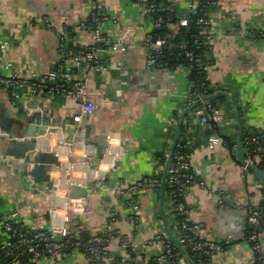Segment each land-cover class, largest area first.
<instances>
[{
	"label": "crops",
	"instance_id": "crops-1",
	"mask_svg": "<svg viewBox=\"0 0 264 264\" xmlns=\"http://www.w3.org/2000/svg\"><path fill=\"white\" fill-rule=\"evenodd\" d=\"M168 1L171 9L183 14L191 0ZM96 4L106 16L100 23L102 34L112 42L123 40L125 49L115 46L113 51H102L107 71L97 72L91 65L80 70L87 96L95 105L92 116L73 124L71 118L80 108L73 99L50 95L45 90L31 94L25 89L18 102L13 103L0 86V123L4 121L8 127L6 130L0 125V242L2 219L14 210L23 221L51 224L50 194L54 180L60 183L61 176L56 170L51 171L52 166L58 165L56 150L52 148L58 147L60 152L65 150L63 157L73 172L76 184L72 192L91 199L92 212L83 218L80 232L87 231L88 237L104 235L105 214L107 209H113L115 227L137 243L142 254L157 256L163 244L155 238L157 233L168 238L178 236L170 195L162 188L140 187L133 193L127 188L146 177L163 178L174 139L190 118L191 129L185 134L189 159L204 185H190L185 203L199 226L201 238L227 242L208 264H251L254 252L246 238L250 230L247 214L258 196L264 199V194L254 184L255 177H249L247 188L237 148L233 155L225 145L208 148L210 131L184 105L189 85L186 68L146 65L152 22L135 0H0V44L7 42L0 48V60L11 63L9 69H0V74L13 72L28 78L48 72L61 57L58 30L63 25L73 28ZM210 9L214 60L208 77L216 88L213 93H224L212 99L224 118L220 134L238 139L242 130L264 132V35H260L264 33V0H219ZM43 15L51 17L54 28L36 20ZM169 25L172 30L176 28L174 23ZM71 36L70 44L75 48L95 41L88 29H73ZM32 119L40 124L35 123L33 135L27 136L24 129L32 124ZM43 125L46 129L39 130ZM14 135L21 142L22 150L18 152L13 148ZM27 140H35V151L25 147ZM98 143H104L102 161L94 163ZM84 151L90 154L84 155ZM42 152L53 159L46 160V173L36 178L32 171L37 161L33 158ZM26 154L29 161H24ZM95 168L106 172L103 187L90 176ZM260 188L264 189V182ZM129 195L137 200L135 224L128 218ZM119 243L118 237L108 243L109 256L116 253ZM262 245L264 249V234ZM109 256H105V263ZM179 256V262L187 264L180 253ZM39 264L87 262L79 253L46 256Z\"/></svg>",
	"mask_w": 264,
	"mask_h": 264
},
{
	"label": "built area",
	"instance_id": "built-area-1",
	"mask_svg": "<svg viewBox=\"0 0 264 264\" xmlns=\"http://www.w3.org/2000/svg\"><path fill=\"white\" fill-rule=\"evenodd\" d=\"M94 1V0H88ZM145 12V15L152 22V30L148 34L147 43L148 49L146 53V65L152 68L162 67L160 56L163 50L167 47L177 50V55H183L184 59L189 63L187 65L179 64L178 67L186 68L187 73L192 65L197 64L202 71L208 74L209 68L212 65L211 61L203 60L206 53L196 52L204 43L208 51L212 49L211 39L213 36L212 29L208 18L200 20L202 27L194 35L192 45L194 49L188 47L187 40L178 41L174 35L179 32L181 27L189 24L190 18L187 14H196L203 7L215 8L219 0H205L201 5L197 0L188 2L186 13L178 16L176 28L172 30L166 20L168 6L157 0H135ZM101 6L96 4L89 15L79 21L74 27L63 25L58 30L60 61L48 72L40 76L21 77L16 73L9 75L0 74V86H2L10 95L13 103L18 102L22 91L28 89L31 94H38L41 91H46L50 95H61L67 99H73L78 102L80 108L71 120L73 124L82 123V121L92 116L95 113V105L88 98L85 88V81L81 74L82 67L91 65L95 71L104 72L108 67L104 63L102 57L103 50H112L115 46L121 50L125 49L123 40L112 42L111 39L102 34L100 23L106 18L104 13H101ZM206 14V13H204ZM36 20L45 24L49 28H54V23L51 17L43 15ZM94 24V25H92ZM90 27V29H89ZM172 31H166L165 28ZM73 29L91 31L95 38L94 43L82 47L74 48L69 45L72 41ZM260 35H264L260 32ZM199 36L204 37V42L199 39ZM101 43L102 46L98 45ZM7 42L0 44L3 49ZM206 59V58H205ZM10 62L0 60V69H9ZM209 79L204 77L202 84L204 85ZM208 87L205 86L199 94L195 92L192 85L189 83L187 95L184 101L185 107L193 108L196 102L201 101L203 106L194 108L191 113L196 115L200 124L210 131L208 135V148L215 149L220 145H224V141L220 134V128L224 125V118L219 108L205 105L208 100H203L211 94L207 93ZM198 107V108H197ZM189 121L191 120L188 118ZM189 121L185 122L186 132L191 129ZM191 122V121H190ZM178 137V136H177ZM259 138L263 140L264 132L260 133ZM254 141V139H253ZM186 143H189L186 136ZM61 143H59L60 145ZM177 146V142L175 143ZM178 146L182 147L181 144ZM58 157V165L52 166V170L58 172L60 183L54 180L53 189L50 194L52 205L50 211L53 218L48 226L37 224L34 221H23L19 217V212L14 210L2 219L3 236L0 242V264H39L44 257L51 256H73L81 254L86 259L87 264H104L105 256H109L106 246L115 237L120 238L118 250L115 254L110 255L109 260L105 264H121L122 261L132 262L133 264H149L151 261H156L158 264H166V260H170L172 264H181L179 262V253L173 250L171 239L164 237L161 233L155 235L156 239L162 241V250L157 256L149 257L142 254L137 243L128 239L122 232L115 227L117 220L116 212L113 209H107L106 212V233L104 235H89L87 239H83L80 235V228L83 227V218L90 215L91 199L84 194H76L72 192V186L75 183L73 172H71L70 164L63 155L55 147L52 148ZM249 154L250 150L244 149V153ZM89 151H84V155H89ZM248 164H251L250 158H245ZM102 161V157L99 160ZM242 177H245V170L249 169L246 165H242ZM106 172L101 169H93L90 176L93 177L100 187L104 186V178ZM89 175V174H88ZM168 175V179H167ZM166 180L172 189L169 191L171 198V207L174 221L178 232L177 239L180 244L185 245L184 248L190 252L192 261L197 264H208L213 255L220 250H223L226 243H220L212 240H206L199 236V226L193 221L189 209L184 201L186 189L195 183L204 185V182L199 180L196 169L189 157L180 151L172 154L169 168L167 170ZM57 177V176H55ZM166 182V181H165ZM256 187L262 186L261 181H254ZM140 187H149L152 189L162 188V178L158 176L146 177L137 184L126 187L130 193H133ZM116 192L118 190H115ZM122 192V191H120ZM129 195L127 204L130 211L128 214L129 221L133 224L137 223V200ZM263 197H259L258 201L252 204L247 214V220L250 224V230L246 238L251 242L254 252V260L251 264L259 262L264 264V249L262 245V235L264 234V205L260 203ZM80 226V228H79Z\"/></svg>",
	"mask_w": 264,
	"mask_h": 264
},
{
	"label": "trees",
	"instance_id": "trees-1",
	"mask_svg": "<svg viewBox=\"0 0 264 264\" xmlns=\"http://www.w3.org/2000/svg\"><path fill=\"white\" fill-rule=\"evenodd\" d=\"M201 5V3H203L205 0H197ZM157 2H162L163 4H165L166 6H168V13H166V20L167 23H176L178 16H180L182 13H178L176 12V10L171 9V3L167 0H157ZM200 6H198V10L196 12V14H187L186 16H188L190 18L189 24L187 26L181 27L179 29V32L176 33L174 35V38L178 41L181 40H187L188 41V47L194 49L193 45H192V39L194 38V35L198 32V30L200 29V27H202V23L200 22V20H204L205 18H208V13L211 10L209 7H203V9H199ZM201 8V7H200ZM186 13V12H184ZM184 13L182 15H184ZM206 13V14H204ZM94 25V24H92ZM90 29V27H89ZM166 31H172L170 29V27L165 28ZM199 39L204 42V37L199 36ZM71 42H69V45L72 47V45L70 44ZM98 45L102 46L101 43H99ZM75 48V47H74ZM195 50V49H194ZM204 52L206 53L205 58L203 60H207V61H211L213 64V54H212V49H210L208 51V49L206 48V45H204V43H202L201 47L199 49L196 50V52ZM160 61L162 62V67L163 68H176L179 66L180 63H182V65H187L189 64L186 59H184L183 55H177V50L174 48H170L167 47L163 50L162 55L160 56ZM57 65V64H55ZM159 67V68H162ZM208 76V74L204 71H202V69L197 65L194 64L192 65V67H190V70L187 73V80L188 82L192 85V88L195 92H197L198 94L200 92L203 91L204 87L207 86L208 87V94H211L213 92L216 91V88L210 83L209 79L206 81V83L203 85L202 82L204 80V77ZM219 90V89H218ZM224 99L223 97L220 98ZM215 100H208L205 105H209L211 107H216L215 105ZM204 103L199 104L198 107L203 106ZM197 106V105H196ZM195 106V107H196ZM190 109V112L194 111V108ZM197 107V108H198ZM240 112V111H239ZM240 114V113H239ZM242 126V124H241ZM261 132H257V133H249L247 130H242L240 133L241 136V146L243 148V150L245 148H247L248 150H250V153L247 154L246 152H243L244 158H250L251 163L253 164V166L255 168H259L261 170L264 171V144H263V140L259 138ZM186 130H185V126L183 125L179 131L178 137H177V146L174 147L173 150V154L177 153V152H181L185 155H187L189 157V152H190V147L188 145V143H186ZM222 139L224 141V145L228 148V150L232 153L236 151V148L238 147V141L237 139H235V137L230 136V135H221ZM254 139V141H253ZM178 144H181L182 147L178 146ZM164 159L162 158V161ZM245 182L247 185V188L250 186V179L249 177H255L256 179L254 181H259L257 179V175L254 173L253 170L251 169H246L245 172ZM167 179H168V175H167ZM193 185V184H192ZM172 189V187L169 185L168 180H166L165 184H164V191L169 193V191ZM258 190H260L263 194H264V189H261L260 187H257ZM260 195L258 196L259 199ZM185 201V199H184ZM260 203L262 205H264V199L262 201H260ZM171 245L173 247L174 251H177V249L175 248L174 244L171 241ZM185 248H187L185 245H183ZM188 252V250H187ZM189 256H190V252H188ZM195 264L196 261H193ZM126 264H133L132 262H127ZM149 264H158L156 261H151ZM166 264H172V262L170 260H166ZM255 264H259V262L255 263Z\"/></svg>",
	"mask_w": 264,
	"mask_h": 264
},
{
	"label": "water",
	"instance_id": "water-1",
	"mask_svg": "<svg viewBox=\"0 0 264 264\" xmlns=\"http://www.w3.org/2000/svg\"><path fill=\"white\" fill-rule=\"evenodd\" d=\"M219 95H224V93L223 92L213 93L212 95L204 97L203 100H212V99H214L215 97H217ZM200 103H201V101H198V102H196L195 105H199ZM35 123L38 124L39 120H33L32 119V124L28 128L24 129V133L27 136H32L33 135V133H34L33 131L36 130V128H37V126L34 125ZM0 125H2L3 129L7 130L8 127L5 126L4 121L1 122ZM38 129L39 130H45L46 129V125L40 126V127H38ZM86 131H87L86 132V137H89V135H88L89 131H90V126L89 125H87ZM22 132H23V130H22ZM238 135H239V137L237 139V141H238L237 157H238L240 163L242 165H246L249 169L253 170L254 173L257 175L258 180L264 182V171L260 170L259 168H255L253 165L248 164L246 162V160L244 158V155H243L244 150H243V148L241 146L240 131H239ZM17 138H18V135H14L13 136V139H15L13 148L15 149L16 152H18L19 150H22L21 147H20L21 146V142ZM176 140H177V137H175V139H174V143H173L172 149H171L170 153L168 154L166 162H165L164 174H163V178H162V192L164 190V184H165V181H166L167 170H168L169 165H170V161H171V157H172V154H173V150H174V147H175ZM35 143H36L35 140H27L23 144L25 145L26 148L28 147L31 150H34L35 146L33 144H35ZM102 145H104V143H98L96 145V154H95V157H94V163H96V162H98L100 160V157L102 155V148H103ZM33 159L37 161V164L35 165V169L32 171V174L36 178H39V177H42L46 173V165H47L46 160L53 159V156H51L49 153L42 152V153H39ZM29 160H30V157L26 154V156H24V161H29ZM80 235H81V237L83 239H87L88 238V233L85 230H82L80 232ZM170 239H171L172 243L174 244V246L176 247L177 251L180 253V255L187 261V264H195L192 261V259L190 258L187 250L180 244L178 239L175 236H173V235L170 236ZM125 262L126 261L124 260L121 264H125ZM138 263L139 264H144L143 262H138Z\"/></svg>",
	"mask_w": 264,
	"mask_h": 264
},
{
	"label": "rangeland",
	"instance_id": "rangeland-1",
	"mask_svg": "<svg viewBox=\"0 0 264 264\" xmlns=\"http://www.w3.org/2000/svg\"><path fill=\"white\" fill-rule=\"evenodd\" d=\"M175 230L177 231V228H176V226H175Z\"/></svg>",
	"mask_w": 264,
	"mask_h": 264
}]
</instances>
